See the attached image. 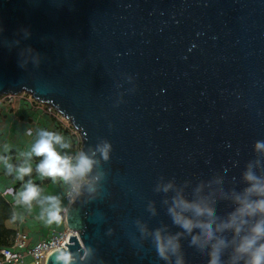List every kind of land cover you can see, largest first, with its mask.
<instances>
[{
    "label": "water",
    "instance_id": "1",
    "mask_svg": "<svg viewBox=\"0 0 264 264\" xmlns=\"http://www.w3.org/2000/svg\"><path fill=\"white\" fill-rule=\"evenodd\" d=\"M22 92L98 162L62 217L79 235L46 264H176L153 244L181 232L157 185L199 187L225 219L247 165L264 175V0H0V96ZM189 239L183 264H208Z\"/></svg>",
    "mask_w": 264,
    "mask_h": 264
},
{
    "label": "clouds",
    "instance_id": "2",
    "mask_svg": "<svg viewBox=\"0 0 264 264\" xmlns=\"http://www.w3.org/2000/svg\"><path fill=\"white\" fill-rule=\"evenodd\" d=\"M56 145L68 147L62 143L59 134L44 130L28 154L43 158L36 166V171L42 177L52 178L53 181L59 178L72 183L86 179L98 163L84 151H80L73 161V158L61 155ZM254 147L258 153H264V141H257ZM110 150L111 145L106 141L97 146V151L105 160H108ZM7 167L11 172L12 166L9 164ZM16 171L18 178L23 179L31 174L32 167L30 164L21 165ZM243 181L245 187L240 192L234 191L231 199L235 207L225 219L217 216L216 201L202 195L199 187L189 196L171 181L158 184L156 191L165 194L172 192L167 213L173 225L181 230L175 235H164L161 229L154 230L153 244L159 258L168 261L170 255H174L177 256L176 264H183L179 255V239L181 235H186L190 238V246L201 251L207 250L208 264H222L223 254L230 245H233L230 264H240L241 260L243 264H264V175H258L253 164L249 163L243 173ZM39 196L40 189L29 181L19 193V200L30 206ZM45 200L48 207L44 212L47 222L51 224L56 221L60 211L59 201L55 196H47ZM225 232L232 233V241L223 235ZM58 259L63 260L64 264L69 262L66 254Z\"/></svg>",
    "mask_w": 264,
    "mask_h": 264
},
{
    "label": "crops",
    "instance_id": "3",
    "mask_svg": "<svg viewBox=\"0 0 264 264\" xmlns=\"http://www.w3.org/2000/svg\"><path fill=\"white\" fill-rule=\"evenodd\" d=\"M25 97L29 98V93ZM36 101L33 104L20 98L8 104L0 99V193L12 204L16 214V222H8V225L17 229L21 227L29 235V245L47 238L53 232L64 230L66 222L62 217L68 206L65 200L66 183L59 178L53 181L52 178L40 176L36 166L43 158L28 154L39 139L40 132L44 130L59 134L62 143L68 145L66 148L56 145V150L61 155H67L72 147L70 133L61 129L58 120L39 107L37 103L41 102ZM29 129L33 130L32 134L28 133ZM9 164L12 166L11 172L7 167ZM29 164L32 167L31 174L19 179L16 169ZM29 181L40 189L39 198L33 200L30 206L19 200V193ZM47 196L57 197L60 206L57 219L51 224L47 222L44 212L48 207L45 200ZM14 200L19 201L18 205H14ZM16 264L35 263L30 254H24L22 260Z\"/></svg>",
    "mask_w": 264,
    "mask_h": 264
},
{
    "label": "built area",
    "instance_id": "4",
    "mask_svg": "<svg viewBox=\"0 0 264 264\" xmlns=\"http://www.w3.org/2000/svg\"><path fill=\"white\" fill-rule=\"evenodd\" d=\"M26 93L21 94H4L0 96L1 100L12 104L17 99H25L30 103H35L36 99L29 94V98L25 97ZM39 107H42L46 113H49L51 116H54L56 120L61 124V129L68 131L72 139V147L68 151V157L73 158V161L78 156L79 152L82 151V138L80 132L73 126V124L62 116L54 106L46 104V107H43L40 103H37ZM57 112H56V111ZM33 130L29 129L28 133L32 134ZM88 179L77 180L72 183H66L65 190V200L67 206L72 205L78 198L81 192L82 183H86ZM14 205H18L19 201L14 200ZM78 231L69 228L66 224L64 230L60 232H53L47 238H43L40 241L36 242L33 245H29V235L21 229L17 230L16 236L11 246L0 248V264H16L20 262L24 254H30L35 264H46L49 253L54 250H63L66 249V243H69L71 236H78Z\"/></svg>",
    "mask_w": 264,
    "mask_h": 264
},
{
    "label": "trees",
    "instance_id": "5",
    "mask_svg": "<svg viewBox=\"0 0 264 264\" xmlns=\"http://www.w3.org/2000/svg\"><path fill=\"white\" fill-rule=\"evenodd\" d=\"M8 222H16V214L12 204L0 193V248L11 246L18 230Z\"/></svg>",
    "mask_w": 264,
    "mask_h": 264
},
{
    "label": "rangeland",
    "instance_id": "6",
    "mask_svg": "<svg viewBox=\"0 0 264 264\" xmlns=\"http://www.w3.org/2000/svg\"><path fill=\"white\" fill-rule=\"evenodd\" d=\"M36 102H37V101H36ZM40 104H41V103H40ZM41 105H42L43 107H46V106H47L46 104H43V103H42ZM55 111H56V110H55ZM56 112H57V111H56Z\"/></svg>",
    "mask_w": 264,
    "mask_h": 264
}]
</instances>
